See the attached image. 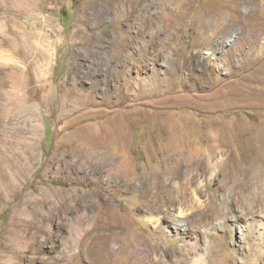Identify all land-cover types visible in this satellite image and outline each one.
<instances>
[{
	"label": "rangeland",
	"instance_id": "obj_1",
	"mask_svg": "<svg viewBox=\"0 0 264 264\" xmlns=\"http://www.w3.org/2000/svg\"><path fill=\"white\" fill-rule=\"evenodd\" d=\"M94 3L0 0V264H143L134 245L166 262L163 218L210 228L220 264H264L212 226L264 216V0H136L122 67ZM181 172L202 193L179 215Z\"/></svg>",
	"mask_w": 264,
	"mask_h": 264
},
{
	"label": "bare ground",
	"instance_id": "obj_2",
	"mask_svg": "<svg viewBox=\"0 0 264 264\" xmlns=\"http://www.w3.org/2000/svg\"><path fill=\"white\" fill-rule=\"evenodd\" d=\"M136 0H104V3L101 4V10H96V2L92 5L93 11H94V26L95 29L98 30L97 32V43L101 42L103 39L107 37V33L109 30H118V40H116L114 44L113 51L115 54L118 55V59L120 61L121 67L124 66V52L126 48V37L125 32L123 29L124 24H126V14L128 15H138L137 9L135 7ZM105 4V5H104ZM110 10L111 12H114V22L106 21L105 15L106 10ZM221 12H208L207 16L210 17H216L220 15ZM221 19H226L228 16L226 14H221L219 16ZM203 18V17H202ZM48 27L51 28L52 33H56L57 29L55 25H53L52 21L47 22ZM217 28V27H216ZM10 33H13V30L10 29ZM57 34V33H56ZM15 36V35H14ZM49 36V35H48ZM26 37V36H25ZM234 36H232L230 39H228V42L234 41ZM44 41V40H43ZM103 42V41H102ZM40 48V47H39ZM44 48V47H43ZM42 48V49H43ZM48 54V53H47ZM211 54V53H207ZM45 56V55H44ZM43 55L41 56V60L47 62V59ZM45 66V65H43ZM41 68V67H40ZM124 69V68H123ZM122 73V72H121ZM25 96V95H24ZM28 120V117H26V121ZM112 137V135H109ZM104 139V138H103ZM101 170L100 163L97 166H93L91 168V171L93 174L99 173ZM183 171V170H182ZM177 173V172H176ZM183 172L179 174L178 177H175L173 175L168 177L169 185L171 186L172 183L176 184V190H178V196L177 199H172L168 193H166L167 196V202L171 204L173 207L178 208L179 215H182L183 213L180 212L181 208L184 207V205H188L190 198L194 197L198 193H202V190L198 187L190 188V191L187 195V193L184 195L182 189L184 188V185L188 182V180H192L193 184L195 185L197 182V175L193 174L191 178H187L185 181L181 180V175ZM118 174V172L114 173V175ZM118 177V175H116ZM191 183V182H189ZM188 184V183H187ZM186 186V185H185ZM166 187V186H164ZM187 188V186H186ZM185 189V188H184ZM166 191L169 192L170 189L166 188ZM177 192V191H176ZM149 211V210H146ZM252 214V213H251ZM237 218V217H236ZM149 219H152L151 217ZM243 223L232 220L229 224V228L225 229L223 228V222L218 221L213 227L219 229V230H225L226 232L233 233L234 230L241 229V231L238 233V238L234 239L233 235L230 236V243L237 246L238 250L242 252V254L245 252L246 254L250 256H255L258 260L264 261V216L260 214H253L250 218L244 220L241 219ZM155 224L158 225L159 228L169 236L174 233L175 237L179 240L180 245L176 246L175 249H178L176 251H172L173 248H166V251H170V260L163 261L160 257H158V254L153 249H150L148 247H140L137 245L133 246V253L132 256L135 254H142L143 252L146 254L145 258L143 260V264H220L215 257H209L208 255L212 253L214 250H217V248L220 247V244L215 241V239H209L210 235L213 233L210 232V228L205 230V233L207 234L204 238L200 235V233L196 230H194L190 225H188L184 220L182 221H169L168 219H156ZM76 226L78 231L83 232L85 230V227H83L82 220L78 219L76 222ZM116 228V227H114ZM115 233L118 235L119 239L122 241V245H126V242L133 243L136 241L135 235L128 233L126 234L123 231L116 230ZM80 234H78V240L80 238ZM105 235H102V238H104ZM219 239V237L217 238ZM203 240V242H202ZM126 247V246H125ZM121 257L126 253V249L122 247L119 251ZM162 253V250H160V255ZM191 255V261H188L186 258H184L181 261L182 255ZM119 255V256H120ZM117 256V255H116Z\"/></svg>",
	"mask_w": 264,
	"mask_h": 264
}]
</instances>
